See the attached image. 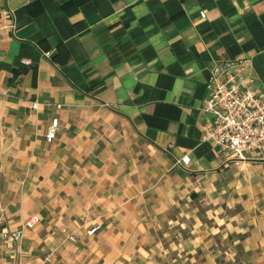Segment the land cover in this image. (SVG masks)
<instances>
[{
    "label": "crops",
    "instance_id": "0c3cea01",
    "mask_svg": "<svg viewBox=\"0 0 264 264\" xmlns=\"http://www.w3.org/2000/svg\"><path fill=\"white\" fill-rule=\"evenodd\" d=\"M8 9L0 229L39 223L0 245V264H264V159L202 141L200 111L221 58L246 61L236 72L264 91V0H0ZM186 226L199 229L188 250L164 249Z\"/></svg>",
    "mask_w": 264,
    "mask_h": 264
},
{
    "label": "built area",
    "instance_id": "2783aa9c",
    "mask_svg": "<svg viewBox=\"0 0 264 264\" xmlns=\"http://www.w3.org/2000/svg\"><path fill=\"white\" fill-rule=\"evenodd\" d=\"M15 26L12 10L0 11V37L12 32ZM245 62L221 58L210 65L206 79L207 98L200 108L202 113L209 115V119L202 125L201 140L211 142L219 152L239 161L247 159L248 155L263 160L264 91L256 92L251 86V79L236 72V68ZM22 63L28 65L29 62L23 60ZM39 106V103L31 102L32 110H37ZM61 107L55 106L57 109ZM57 123V118L51 120L45 133L46 142L54 140ZM180 164L181 160H175V165ZM38 223L39 217L34 215L16 229H0V245L10 247L18 244L24 234ZM99 228L98 225L92 226L86 233L92 236ZM65 239L74 243L76 232L66 234Z\"/></svg>",
    "mask_w": 264,
    "mask_h": 264
},
{
    "label": "rangeland",
    "instance_id": "374dc122",
    "mask_svg": "<svg viewBox=\"0 0 264 264\" xmlns=\"http://www.w3.org/2000/svg\"><path fill=\"white\" fill-rule=\"evenodd\" d=\"M176 218V220L177 219H180V220H184V221H186V222H194V221H196V220H198L199 219V217L198 216H190V215H188V218H185V217H179L178 215L175 217ZM192 230H195V232H194V235L196 234V232L199 230L198 228H194V227H187L186 226V229L185 230H182V229H179L178 227L177 228H174V229H172V230H168V231H166L167 233H166V235H165V237L163 238V248L164 249H166V250H172V252H173V255L174 254H177V253H181V255L185 252V251H187L188 250V248H189V246H190V244L188 243V244H185V243H181L182 241H183V239L184 238H189V237H191V235H190V232L192 231ZM200 232V231H199ZM162 248V247H161ZM231 247L229 246V244H221V246L218 248L219 250H220V252L221 251H226L227 252V250H229ZM160 250V249H159ZM161 253V251H158V253ZM159 253V254H160ZM166 256H169L168 254L166 255ZM226 257H228V256H226ZM167 258V257H166ZM166 258H159V259H161L163 262H161L160 261V264H170V260L169 261H167V259ZM240 258L241 257H238V260H240Z\"/></svg>",
    "mask_w": 264,
    "mask_h": 264
}]
</instances>
